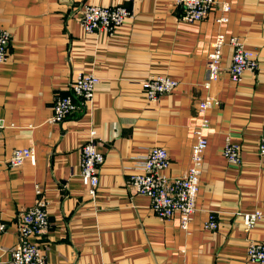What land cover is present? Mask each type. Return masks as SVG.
<instances>
[{
	"label": "crops",
	"instance_id": "1",
	"mask_svg": "<svg viewBox=\"0 0 264 264\" xmlns=\"http://www.w3.org/2000/svg\"><path fill=\"white\" fill-rule=\"evenodd\" d=\"M121 4L128 17L110 34H86L85 4ZM228 20L217 23L220 5ZM173 0H0V29L10 34L0 66V264H11L18 242V213L35 204L36 187L50 225L38 242L45 264H258L246 259L252 242L264 243V159L257 153L264 127V0H215L198 22L183 20ZM221 32L254 52L257 68L239 81L229 76L233 47L222 48L221 72L208 79L206 61ZM98 78L88 108L62 123L51 122L52 103L68 94L80 74ZM152 76L177 80L156 100L145 96ZM205 112L207 148L201 164L196 209L187 229L159 218L147 196L128 184L151 147L166 149L170 176L187 169L197 105ZM90 131L104 160L90 194L81 182L80 146ZM240 148L230 162L222 148ZM16 147H31L35 163L9 167ZM263 216L247 229L241 214ZM218 221L205 228L208 213Z\"/></svg>",
	"mask_w": 264,
	"mask_h": 264
},
{
	"label": "built area",
	"instance_id": "2",
	"mask_svg": "<svg viewBox=\"0 0 264 264\" xmlns=\"http://www.w3.org/2000/svg\"><path fill=\"white\" fill-rule=\"evenodd\" d=\"M175 4L183 7L182 19L188 22H198L204 19L213 10L215 0H173ZM222 15L215 18L217 23H225L229 6L220 5ZM127 9L121 4L96 5L85 4L82 7L80 24L86 34H110L115 31L125 18ZM10 34L0 29V66L5 62ZM225 43L233 47L229 76L232 81H239L242 73L257 68V61L253 51L245 48L236 38H227L223 33L215 34L212 47L208 53L206 68L208 79L204 88H208L209 81L219 77L221 72L222 48ZM98 82L93 73H84L71 80L68 85L69 93L59 95L52 103L53 114L51 122L62 123L79 108H88L94 88ZM177 86V80L166 76H152L145 81V96L148 100H156L160 94L170 92ZM211 96H205L197 105L198 122L193 128L194 141L191 146L189 164L181 176L167 175L169 156L165 148L153 146L140 163L138 170L130 174L128 184L137 194L145 195L150 200L151 210L162 219L176 218L183 229H187L196 209V197L199 191L201 164L207 148V137L204 130L208 127L206 110L215 105ZM3 124L0 120V131ZM224 156L232 163L240 162V148L236 144L226 142L222 148ZM257 153L264 159V127L261 129L257 145ZM35 153L31 147L14 148L6 162L9 167H17L25 161L35 163ZM104 157L96 148L95 132L90 131L86 140L80 146V175L81 182L90 194H94L99 183V167ZM39 195L35 204L21 210L16 218L15 225L18 242L10 252L11 264H45V256L38 242L31 238H40L46 233L50 222L46 202L37 186ZM247 229L255 226L263 216L259 210L241 214ZM205 228L216 229L218 221L213 213H208L204 223ZM6 230L0 222V234ZM246 259L250 262L264 264V243L252 242L248 245Z\"/></svg>",
	"mask_w": 264,
	"mask_h": 264
}]
</instances>
